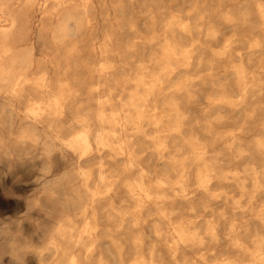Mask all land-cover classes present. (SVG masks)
I'll return each mask as SVG.
<instances>
[{"label":"bare ground","instance_id":"obj_1","mask_svg":"<svg viewBox=\"0 0 264 264\" xmlns=\"http://www.w3.org/2000/svg\"><path fill=\"white\" fill-rule=\"evenodd\" d=\"M230 1L216 20L218 29L210 22L206 30L216 37L224 75L233 77L244 95L249 80L264 81V0ZM34 6L40 11L37 44L27 13ZM189 30L187 16L172 11L135 16L120 8L111 15L96 0H0V158L12 155L23 142L46 156L42 203L47 215L54 214L40 244L27 246L16 259L29 253L35 264H264V239L253 238L250 248L238 226L219 234L217 225L205 218L207 199L231 200L234 210H243L253 195H264L259 171L251 169L250 194L239 183L232 194L214 195L216 185L239 182L238 172L220 175L207 162L211 155L217 157L213 149L183 139L185 107L179 109L173 97L157 100L168 88L185 94L192 83L170 84L174 65L185 72L191 63L192 50L185 45ZM145 45L165 50L158 74L135 58ZM122 71L131 76L116 78ZM226 135L228 144L237 139L234 132ZM180 138L181 143L176 141ZM261 151L264 139L253 148L255 154ZM40 199L33 201L38 205ZM197 200L204 214H198ZM181 206L205 223L203 232L195 220L176 215ZM253 206L248 209L258 207L255 216L264 223V204ZM220 242L225 243L220 252L230 249L239 260L232 263L226 255L212 263L220 255L215 250Z\"/></svg>","mask_w":264,"mask_h":264},{"label":"rangeland","instance_id":"obj_2","mask_svg":"<svg viewBox=\"0 0 264 264\" xmlns=\"http://www.w3.org/2000/svg\"><path fill=\"white\" fill-rule=\"evenodd\" d=\"M96 1H97V3H99L101 5V8H104V10L107 11L111 15L114 13L115 9L123 8L124 10L129 11V15L132 14L135 16L137 15V13L139 15H148V16L154 15V16H156V15H159V14H161L163 12H167V11H172L177 15L187 16V18L190 22V30H189V34L186 38L185 45H187L188 48H190L192 50L191 63L185 69L186 70L185 72L181 71L183 69L182 66L174 65L176 74L174 75V77L171 78L172 80L170 79V82H171L170 84L176 85L178 82L185 80V79H188V81H190V82L192 81V83H191L192 86L191 85L187 86L188 89H187V92L185 94H183L181 92H179V93L174 92L172 94V93H170L172 88L165 89V90H163L164 92L163 91H161L162 93L160 92L161 94L157 97V100L160 102L163 100V98H166L168 96L173 97L175 99V102L177 103L179 109H181L182 111L184 109V111H183L184 112V118L182 119V123H181L183 139L187 140V141H192V142L198 143L210 151L213 149L212 151L216 154L217 157L215 158L214 155H211L207 162L216 171H218L220 175L224 176L225 174L230 173L229 171H237L238 172V175L240 176L239 182L233 183L230 181V183H227V184L221 183V186L223 184H225V186L223 185L221 187L219 184L220 189H219L218 185H216L212 191V193L214 195L218 194V193L222 194L225 192L232 194V193L236 192V189L238 188L239 183L245 185L246 188H248L247 189L248 193L250 194L252 192V187H251L250 183H251V181H253V175H252L253 173H252L251 169H256L257 172L259 171L258 172L259 174L257 173V176H259V177H257V179H258L259 183H261V186H264V184H262V183H264V169L261 170V168H264V163H261V162H264V161H262V160H264V151H261L260 154L253 153V148L255 147V143L257 141H259L260 139L261 140L264 139V126H262V125H264V124H262V123H264V81H261L257 84L256 80H249L246 93L244 95L243 94L239 95V91H238L239 90V87H238L239 83L235 79H233V77L224 75L223 67H222L221 63L219 62V59H218L217 54H216V51L218 48V44H216L217 43L216 37L215 36H209L208 30H206V26L210 22H211V24L216 25L215 27H216V29H218L217 24H216V20L218 19V16L221 13L223 4L224 3L227 4L230 2L229 4L231 7V4H232L231 1L230 0H221V1L220 0H181V1L180 0H173V1L172 0H149V1L148 0H145V1L144 0H129V1L128 0H96ZM141 4L143 7L140 6ZM141 7L143 9H141ZM9 9H12V7L11 8L9 7ZM29 11L27 13H28L29 18L32 21L31 28L33 31V41L35 44H37L38 39H37L36 34L38 33L39 28H40L39 7L34 6ZM133 11H134V13H133ZM184 13H185V15H184ZM37 17H38V19H37ZM36 27L38 29H36ZM193 31H194V33H193ZM158 33L159 32L157 31V34ZM217 35L219 36V32ZM210 45H211V47H210ZM155 46H157V47H155ZM196 47L200 48V49H197ZM164 51L165 50H163V48L160 46L158 47V45H153V46L145 45L140 49V52H138V54H136L135 58L138 59L139 64L143 63L146 66H148V68L151 70L150 72H152L154 74H158L159 68L162 65V61H163L162 58H163ZM199 54H200V56H199ZM126 55H127V58L132 60V58L130 56L131 54H129V56H128V54H126ZM195 55H196V57H195ZM196 58H197V60H196ZM192 62L194 64H192ZM206 62H207V64H206ZM191 66L195 70H193ZM203 71H205V72H203ZM124 76L129 78V76H131V74H130V72L122 71L121 73H116V75H115V77L120 79V80L127 79ZM215 76L217 77V79ZM85 77H87V74L85 75ZM195 77L197 79H195ZM222 77H224V78L222 79ZM173 78H175L174 81H173ZM81 79H84V78L81 77ZM225 80L227 83L225 82ZM212 82H214V83H212ZM127 84L129 85V83H127ZM168 84H169V82L165 81V85H168ZM226 84H228V86H226ZM209 85H211V86H209ZM204 87H205V92H203ZM233 87L234 88L236 87L235 88L236 90L233 89ZM201 89H203V90H201ZM252 89H253V91H252ZM83 91H85V89H83ZM127 91H129V90H127ZM175 93H178L179 97H178V94L175 95ZM236 93H238V94L236 95ZM225 94H226V96H225ZM204 96H206V98H208V99L206 100V98ZM34 97H35V99L37 98V96H34ZM225 99H227V100H225ZM182 101H185L187 103V105L185 104V102H183L182 103L183 105H182L181 104ZM224 102H225V104H224ZM193 104H194V106H192ZM261 106H262V108H261ZM183 107H185V108H183ZM189 107L191 108L190 109L191 111L189 110ZM186 108H188V109H186ZM261 109H262V111H261ZM238 110H239V112H238ZM187 111H189V112H187ZM201 111H202L203 115H202ZM193 120H195V121L193 122ZM189 122H191V123H189ZM197 122H199V124ZM220 124H222V125L220 126ZM185 126H186V128H185ZM195 127L198 130H195L196 129ZM199 127H201V128H199ZM203 127L205 130L203 129V131H202ZM210 127H211V129H210ZM189 128L190 129L193 128V129L190 130ZM219 131L221 134L218 133ZM233 132L236 134V138H237L236 140H238V141L236 142V140H235L233 142V144L232 143L230 144V142H229V144H230L229 145L227 143V139H228L229 135H226V134H231ZM205 133H206V135H205ZM187 134H188V136H187ZM67 135L70 136L72 134H71V132H69ZM69 136H67V137H69ZM218 137H220V138H218ZM239 137L240 138L242 137V139H240ZM208 138H209V140H208ZM176 141L181 143L182 139L180 138ZM221 141H222V143H221ZM173 142H175V141H173ZM239 142H242V144H240ZM217 143L220 145H218ZM238 143H239V146H238ZM30 145H31L30 142L19 143V144L15 145L14 151L12 152V155L10 154L7 157L4 156V157L0 158V161H1L0 162V264H21V263L22 264H35L34 261L32 260L31 254H29V253L27 254V256L25 255V257H22V260L20 259L21 261H19L16 258L22 252V250L24 248H26L27 246L40 244L42 234L44 233V231H46V229H48V227H49L48 223L51 222L52 218L54 217V214H52L51 211H50V215H49V213L47 215V209L45 208V206L43 204L44 203L43 200H45L44 194L41 192L42 191V185L40 184V181L42 178L40 176L42 173H44L42 161L45 160L46 156L44 157L42 155H38L36 148L34 146L32 148V145L31 146ZM230 146H232V147L230 148ZM244 146L249 147V148H245ZM18 147H20V148H18ZM218 148H219V150H218ZM241 148H242V150H241ZM222 149L225 151L223 152ZM248 149H250V150H248ZM237 150L239 151V153H237L238 152ZM243 150H244V152H243ZM219 152H221L223 155ZM233 153H234V156H233ZM246 153H248V154H246ZM251 153L254 155L251 156ZM29 154H32V155H29ZM237 154H239V155H237ZM236 155H237V157H236ZM241 155H243V156L247 155V156L243 157ZM257 155L259 157L261 156L260 159ZM32 156H34V157H32ZM38 156L39 157L41 156V157L38 158ZM249 156H250V158H249ZM256 157H258V158H256ZM188 158H187L189 160L188 165L191 168V172L193 174V172H195V170H196V167H195L194 162L192 160L193 158H191L190 155ZM248 158L252 161H250ZM229 161H230V163H229ZM149 163H151V162H149ZM240 164H241V166H240ZM225 166H226V168H225ZM233 166H235V167L233 168ZM259 166H260V168H259ZM245 171H246V173H245ZM249 173H251V175ZM247 175H249V176H247ZM251 177H252V179H251ZM193 181H194V179L192 178L191 181L189 182V185H191L193 183ZM247 181H249V182L247 183ZM248 193L246 194V196L249 195ZM36 197H39L42 199V200L40 199L41 205L38 204L39 206L36 205L33 201L34 198H36ZM243 197L245 198V196H243ZM236 198L240 199L241 197L238 195V196H236ZM222 200L223 199H219L218 200L220 202L219 203L214 198L207 199V204L209 206L207 207L208 211H207V214L205 217L217 225L218 230H219L218 231L219 234H223L226 231H229L231 225H235V226H238L237 229L241 230V231H239V236L241 239L243 238L242 240L244 242V245L251 244V246L249 245L250 248L253 247V244L251 243L252 240H254L256 238L257 239H261V238L264 239V232H262V231H264V230H262V229H264V223L260 222L255 216V213H256L255 211H257L258 207L255 209H252V210L248 209L249 207H251L253 205L254 206H257V205L260 206V205L264 204V195H258V197H257V195H253L249 201V202H251L252 205L248 201L244 202L245 204L243 203V207H244L243 210H241V209H238V210L235 209L234 210V204H233V202H231V200H224V201H222ZM258 200H260V201L258 202ZM208 201H209V203H208ZM254 201H257V202H254ZM196 202H197L196 204H197L198 214H204V211L200 205V201L197 200ZM48 205H50V204L48 203ZM41 206H42V209H41ZM199 206H200V209L198 208ZM44 211H46V212H44ZM221 213H223L224 215H220ZM237 213H238V215H237ZM42 214H44V215H42ZM176 215L179 217L180 216H186L187 219L195 220L194 225L196 226L197 230L199 229L200 232H203V230H204L203 228H205V223L202 220L199 221V219H196L195 215H191L187 211V209L184 208V206H181L180 210L176 211ZM218 216L221 217V219H219ZM244 219L246 220L245 222H244ZM253 220L255 223L253 222ZM251 222H252L253 226L251 225ZM239 223H240V225H238ZM256 224H258L257 227H256ZM244 237L246 240L244 239ZM25 240H26V244L24 246L21 247L18 245V244L24 243ZM245 241H247V242H245ZM219 244L220 245L215 246L216 247L215 250H216V252L218 251V253L221 256L219 255L218 258H214L213 260L211 259L212 263H215L217 261V259H219V258H226V255H227V258L232 263L236 260H239V255L234 253V251L232 252V250H230V249L225 250V252H220V251H224L223 249L225 248V246H224L225 243L220 242ZM218 247H219V249H218ZM262 247H264V243H262ZM12 248H14L15 250L12 251ZM220 248H221V250H220ZM186 255L191 256L192 254L190 253V254H186ZM247 259H248V257L245 256V260H247ZM23 261H25V262H23ZM247 262H248V260H247Z\"/></svg>","mask_w":264,"mask_h":264},{"label":"clouds","instance_id":"obj_3","mask_svg":"<svg viewBox=\"0 0 264 264\" xmlns=\"http://www.w3.org/2000/svg\"><path fill=\"white\" fill-rule=\"evenodd\" d=\"M26 244V240H25V242L24 243H22V244H18L19 246H24Z\"/></svg>","mask_w":264,"mask_h":264}]
</instances>
